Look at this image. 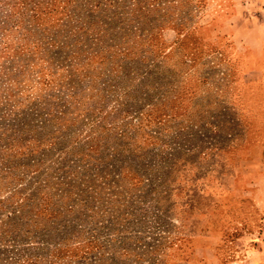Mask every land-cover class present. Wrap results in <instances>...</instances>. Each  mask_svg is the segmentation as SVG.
Returning a JSON list of instances; mask_svg holds the SVG:
<instances>
[{
	"label": "rangeland",
	"instance_id": "rangeland-1",
	"mask_svg": "<svg viewBox=\"0 0 264 264\" xmlns=\"http://www.w3.org/2000/svg\"><path fill=\"white\" fill-rule=\"evenodd\" d=\"M252 168L264 0H0V264H264Z\"/></svg>",
	"mask_w": 264,
	"mask_h": 264
},
{
	"label": "crops",
	"instance_id": "crops-1",
	"mask_svg": "<svg viewBox=\"0 0 264 264\" xmlns=\"http://www.w3.org/2000/svg\"><path fill=\"white\" fill-rule=\"evenodd\" d=\"M257 159H259L258 156L251 160L255 162ZM235 182L239 183L240 255V248H254L259 246V242L264 245V176L256 175L254 168H252L241 171ZM247 204L252 207V212L250 208H247ZM253 212L257 216V221L252 216H249L251 220L247 219L248 214L251 215ZM259 222H263V224Z\"/></svg>",
	"mask_w": 264,
	"mask_h": 264
}]
</instances>
